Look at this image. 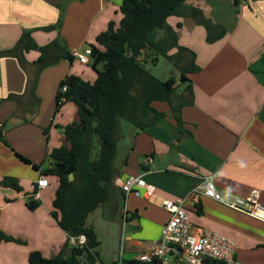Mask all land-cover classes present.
<instances>
[{
    "label": "crops",
    "instance_id": "crops-1",
    "mask_svg": "<svg viewBox=\"0 0 264 264\" xmlns=\"http://www.w3.org/2000/svg\"><path fill=\"white\" fill-rule=\"evenodd\" d=\"M238 1L237 13L233 0H188L180 15L169 17L178 37V45L171 51H182L184 59L200 67L187 74L192 102L182 105L181 115L188 131L178 134L176 120L159 100L152 105L166 116L153 122L151 114L143 130L130 131L126 154L114 166L118 170L117 188L104 205L112 211L118 208L113 224L116 235H120L119 250L108 260L100 256L99 260L110 262L122 256L127 262H135L160 238L162 226L169 219L163 200L187 197L194 229L210 230L236 241V263L226 264H264L263 221L210 197L191 194L204 177L213 176L216 187L227 198L247 197L257 189L264 205V0ZM122 3L0 0V52L15 47L24 31H31L39 46L48 47L43 54L46 65L37 62L42 55L37 49H19L17 57L0 55V123L7 141L0 139V181L13 176L23 187L19 191L0 183V228L26 240L1 241L0 264H31L30 254L36 250L53 257L68 239V233L52 215L57 177L49 176V185L41 189L38 208L29 207V194L42 169L50 165L51 150L71 145L63 127L80 120L78 106L72 100L56 111L61 81L77 74L94 82L98 74L89 66L91 61L82 63L75 56L73 61H51L65 47L71 53L73 49L90 48L110 22L117 26L123 16ZM191 6L223 25L226 34L208 43L203 17L190 15ZM57 39L61 46L50 45ZM10 93L21 97L5 99ZM146 157L152 161L144 164ZM129 175L145 178L148 188L143 189L142 196L123 192L120 181ZM122 199L126 206L120 209L117 204ZM199 203L201 213L197 211ZM133 211L138 218L127 224L137 222L138 230L127 231L122 213ZM69 253L67 248L65 255Z\"/></svg>",
    "mask_w": 264,
    "mask_h": 264
},
{
    "label": "trees",
    "instance_id": "trees-1",
    "mask_svg": "<svg viewBox=\"0 0 264 264\" xmlns=\"http://www.w3.org/2000/svg\"><path fill=\"white\" fill-rule=\"evenodd\" d=\"M233 1L238 13L239 1ZM187 2L188 0H123V16L119 24L116 26L115 22H110L108 29L101 32L96 43L90 46V64L97 71L96 80L91 82L80 75L71 74L61 81L59 89L64 85L67 89L64 92L58 90L56 111L65 101L72 100L78 106L80 120L63 127L66 140L71 145L52 149L48 155L51 163L42 169V174L58 179L52 215L68 233V239L61 252L53 257H46L39 250L32 251L31 264H96L99 260L96 251L100 244L98 235L94 226L87 222L94 210L110 201L117 188L115 178L118 170L113 165V159L117 152L116 130L120 118L131 122L138 130H143L150 123L151 114L153 122L166 116L165 112L158 110L152 103L156 100L166 101L174 112L178 134L188 131L183 127L181 115L182 105L192 102L189 95L191 84L187 74L199 70L200 67L192 63L181 70L180 82L188 81L185 84L188 99L177 108L173 104L177 78L170 76L162 80L138 61L146 48H152L168 57L172 48L178 45V37L168 19L173 15H180L187 8ZM189 14L203 17L208 43L226 34L225 27L207 18L202 9L191 6ZM160 30H165L166 33L162 38L158 37ZM31 34V31H24L15 47L3 50L0 55L17 57L19 49H37L42 52L37 62L46 65L48 61L43 54L48 47L39 46ZM50 45L61 46L59 39ZM60 58L73 61L74 55L65 47V51L56 55L51 62ZM35 81L36 79L30 89L32 93L35 92ZM20 97V94L10 93L5 99L19 100ZM44 131L47 132L48 128ZM0 139L7 143L1 128ZM95 148L98 149L97 153ZM21 157L31 162L26 157ZM34 166L40 168V165ZM70 173L74 174L73 180L70 179ZM0 183L19 191L23 189L19 180L13 176H5ZM40 204L39 200L32 197L28 200L31 209L38 208ZM197 211L202 212L200 203L197 204ZM137 218L138 213L133 211L127 216V222ZM81 234L87 237L84 244L71 243L73 237ZM3 240L26 242L0 228V242ZM67 248H70V253L66 256ZM209 262L223 264L217 260Z\"/></svg>",
    "mask_w": 264,
    "mask_h": 264
},
{
    "label": "built area",
    "instance_id": "built-area-1",
    "mask_svg": "<svg viewBox=\"0 0 264 264\" xmlns=\"http://www.w3.org/2000/svg\"><path fill=\"white\" fill-rule=\"evenodd\" d=\"M91 48L73 49L72 54L82 63L90 62ZM67 86L59 91L64 92ZM1 128V123H0ZM151 157H146L144 164L150 163ZM49 185V179L41 174L33 184L31 197L39 200L40 191ZM120 187L126 195L142 196L143 189L148 184L143 175H129L120 181ZM193 196H206L215 199L226 206L243 211L250 216L264 222V205L259 201L260 192L253 189L247 197L232 196L227 198L216 187L213 176H206L192 191ZM187 197L163 200L162 206L170 214L167 222L162 226L161 236L155 239L145 251L140 253L135 262H127L122 256L110 262L97 260L96 264H211L209 261L217 260L223 264L236 263V241L210 230L194 229L190 211L186 207ZM124 212V225L127 224ZM87 240L85 234L73 237V244H84Z\"/></svg>",
    "mask_w": 264,
    "mask_h": 264
},
{
    "label": "rangeland",
    "instance_id": "rangeland-1",
    "mask_svg": "<svg viewBox=\"0 0 264 264\" xmlns=\"http://www.w3.org/2000/svg\"><path fill=\"white\" fill-rule=\"evenodd\" d=\"M166 35L165 30L159 31L158 37H164ZM175 52V53H174ZM170 53V52H169ZM174 53V54H173ZM185 53L182 51H171L168 57L157 53L152 48H146L142 51L138 57L139 63L148 69L150 72L155 74L162 80L168 79L170 76H175L177 78L175 93L173 95V104L179 108L180 104L188 99V90L185 87L184 82H180L181 70L185 66H190L189 58H183ZM91 68V64L89 65ZM93 69V68H92ZM165 108L168 113L174 114L171 106L166 101ZM178 110L176 111V113ZM131 130H138V128L131 122L124 118H120L118 121V126L116 130V140L118 151L113 159V165L117 166L121 157L126 154V149L128 147V137ZM97 148H95V153H97ZM53 180V179H52ZM51 186L54 187V182L52 181ZM118 207L125 208L126 202L123 201L117 204ZM118 215V208L107 209L104 205L98 207L94 210L88 217V225H93L100 244L97 246L96 251L98 255L103 260H108L117 253L120 245V235H116V230H114L115 220ZM123 218V213H122ZM111 229V230H110Z\"/></svg>",
    "mask_w": 264,
    "mask_h": 264
},
{
    "label": "water",
    "instance_id": "water-1",
    "mask_svg": "<svg viewBox=\"0 0 264 264\" xmlns=\"http://www.w3.org/2000/svg\"><path fill=\"white\" fill-rule=\"evenodd\" d=\"M70 179H74V174L70 173ZM126 230L127 231H133V230H138L137 222H133L132 224H127L126 225Z\"/></svg>",
    "mask_w": 264,
    "mask_h": 264
}]
</instances>
